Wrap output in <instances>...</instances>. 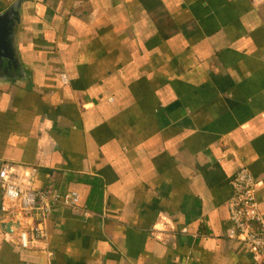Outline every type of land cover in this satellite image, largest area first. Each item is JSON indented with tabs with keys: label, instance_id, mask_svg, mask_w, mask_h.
Segmentation results:
<instances>
[{
	"label": "crops",
	"instance_id": "0c3cea01",
	"mask_svg": "<svg viewBox=\"0 0 264 264\" xmlns=\"http://www.w3.org/2000/svg\"><path fill=\"white\" fill-rule=\"evenodd\" d=\"M16 48L0 169L87 214L0 264H262L227 202L247 168L264 223V0H24Z\"/></svg>",
	"mask_w": 264,
	"mask_h": 264
},
{
	"label": "built area",
	"instance_id": "2783aa9c",
	"mask_svg": "<svg viewBox=\"0 0 264 264\" xmlns=\"http://www.w3.org/2000/svg\"><path fill=\"white\" fill-rule=\"evenodd\" d=\"M255 178L242 167L232 180V194L227 202L229 221L237 240L247 244L250 251L264 264V223L258 212L255 195ZM0 212L1 223H19L17 241L23 249L46 239L45 222L49 215L60 207L81 209L80 197L76 192L53 193L34 191L21 183L10 167L0 169ZM46 253V251H45Z\"/></svg>",
	"mask_w": 264,
	"mask_h": 264
},
{
	"label": "water",
	"instance_id": "95a60500",
	"mask_svg": "<svg viewBox=\"0 0 264 264\" xmlns=\"http://www.w3.org/2000/svg\"><path fill=\"white\" fill-rule=\"evenodd\" d=\"M24 0H14L10 6L0 13V76H13L20 68L16 48V34L19 27V9ZM19 228V223L3 222L0 229L6 234H13Z\"/></svg>",
	"mask_w": 264,
	"mask_h": 264
}]
</instances>
